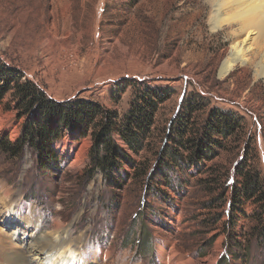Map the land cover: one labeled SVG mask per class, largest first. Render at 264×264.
<instances>
[{
    "label": "rangeland",
    "instance_id": "1",
    "mask_svg": "<svg viewBox=\"0 0 264 264\" xmlns=\"http://www.w3.org/2000/svg\"><path fill=\"white\" fill-rule=\"evenodd\" d=\"M209 9L208 0H0V63L51 100H92L121 116L135 83L169 91L148 143L130 153L148 173L139 177L125 166L114 186L85 169L91 132L69 128L51 166L41 165L31 142L17 145L31 113L18 105L13 89L6 92L0 190L9 188L12 196L0 202V264L3 253L24 252L52 237L54 219L77 241L71 264H164L160 246L195 264H264L253 201L243 200L244 212L228 204L240 161L264 178V74L254 72L261 58L256 54L253 63L220 75L233 37L228 29L211 31ZM191 97L203 104L192 113L193 124L214 107L243 118L242 129L214 158L188 167L171 154L163 158L167 146L183 154L170 135L179 137L174 126L188 115ZM229 235L236 241L231 251ZM98 247L108 251L105 258Z\"/></svg>",
    "mask_w": 264,
    "mask_h": 264
},
{
    "label": "trees",
    "instance_id": "2",
    "mask_svg": "<svg viewBox=\"0 0 264 264\" xmlns=\"http://www.w3.org/2000/svg\"><path fill=\"white\" fill-rule=\"evenodd\" d=\"M19 77L12 69L0 63V100L8 90L13 89L18 105L24 108L26 113H31V117L23 124L17 145L22 147L23 144L31 142L41 165L51 166L56 162L57 141L71 128L78 135L91 132L92 143L85 167L88 172L98 171L113 186L119 184L120 171L125 166L130 167L132 174L137 173L139 177L148 173L146 165L144 167L138 164L130 153L139 154L148 143L147 140L155 124L158 105L169 96L166 87L135 83L130 106L120 116L118 113L102 111L100 105L92 100L76 99L63 102L51 100L32 82L21 81ZM185 102L188 115L182 117L179 124L174 126L179 137L170 135L175 145L182 149L183 154L167 146L165 151L163 150L165 153L163 160L171 154L172 160L182 165L187 164L189 167L190 164H199L203 160L214 158L219 149H224V141L234 135L238 129H242L243 117L234 111L214 107L208 111L203 123L193 124L192 113L201 109L203 104L195 97ZM185 134H187L186 138L183 137ZM173 150L174 152H171ZM245 163L246 161L242 160L235 167L236 181L231 185L233 191L228 204L235 212L236 209L244 212L241 206L243 200L253 201L256 222L253 230H258L264 250V178L257 169H245L248 166ZM125 174L131 175V173ZM226 175L227 173H224L222 177ZM221 179H213L215 185L223 187ZM232 236L229 235L225 244L228 247L229 242L231 248L226 247L229 251L236 247L235 235L233 242Z\"/></svg>",
    "mask_w": 264,
    "mask_h": 264
},
{
    "label": "bare ground",
    "instance_id": "3",
    "mask_svg": "<svg viewBox=\"0 0 264 264\" xmlns=\"http://www.w3.org/2000/svg\"><path fill=\"white\" fill-rule=\"evenodd\" d=\"M208 3L210 9L207 22L211 31L228 29L233 37L229 54L223 60L219 74L226 75L237 64L253 63L256 54L261 59L255 64V76L264 74V0H208ZM79 155L77 152L74 160ZM0 196V202L8 199L12 196L10 189H1ZM13 213L20 219L18 212ZM52 223L53 236L48 235L43 244L32 243L24 252L3 253V261L7 264H71L77 241L72 242L59 219H54ZM172 248L170 246L167 252V249L159 247V257L164 264H195L192 257ZM98 251L102 258L108 255L104 248L98 247Z\"/></svg>",
    "mask_w": 264,
    "mask_h": 264
}]
</instances>
